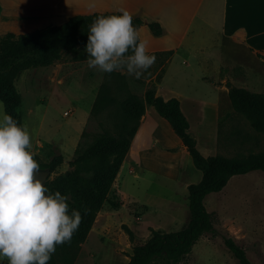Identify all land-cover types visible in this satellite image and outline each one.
I'll list each match as a JSON object with an SVG mask.
<instances>
[{"label":"rangeland","instance_id":"374dc122","mask_svg":"<svg viewBox=\"0 0 264 264\" xmlns=\"http://www.w3.org/2000/svg\"><path fill=\"white\" fill-rule=\"evenodd\" d=\"M225 2L204 0L197 5L198 0H0V35L26 33L46 25H58L75 14L95 12L78 11L124 8L133 17L143 20L137 30L139 37L147 42L149 55L156 57L155 63L140 79L129 76L125 71H114L108 75L89 68L86 59L66 53L51 65L22 72L16 80V87L22 97L23 126L27 127L31 137L29 150L41 162H49L57 155L63 159L48 180L71 169L69 161L74 158L79 145H88L103 129L112 130L119 117L116 105L92 112L99 88L107 75L112 82L111 85L109 81L110 91L117 98L127 91L143 97L150 88L162 97L157 93L158 84L163 87L164 96L175 97L178 94L198 102L213 98L210 85L212 79L219 76L215 75L219 53L228 54L230 47V40L224 33L230 26ZM152 22L160 24L162 35L152 33L148 27ZM153 50L164 51L150 53ZM244 50L236 53V60L243 66L264 71V63L261 66V60L246 48ZM117 73L120 76H116ZM242 74L243 68L236 67L231 76L235 80ZM224 76L222 68L220 77ZM251 83L260 85L257 79H249L247 85ZM225 84L228 91L229 86L237 87L230 79ZM260 94H264V75ZM210 111L207 109L206 113ZM228 111H232L234 116L226 118ZM207 120H212L211 115ZM206 121L202 126L192 120L189 133L195 141L198 140L204 153L212 154L210 156L238 157L258 153L264 147V133L255 131L244 116L233 110L231 103L230 109H222L217 124ZM204 126L207 130L203 129ZM215 135L216 149L213 145ZM170 159L173 160L171 157L167 160ZM189 161L186 164L182 160L178 166L180 174L173 178L150 170L165 165L156 157L149 161L150 169L145 172L134 169L132 174L135 176L127 175L123 184L118 183L117 173L112 189L121 191L117 197L121 204L117 208L109 203L103 204L86 240L78 244L73 257L55 251L53 255L58 263L128 264L132 244L126 228L144 241L152 231L170 232L185 227L189 220L188 186L202 178V172L190 157ZM205 206L215 227L234 236L248 249L251 258L256 257V252L264 246V174L254 171L233 176L221 192L206 197ZM3 263L8 262L0 259V264ZM155 264L161 263L157 261ZM178 264L239 262L219 235L207 233Z\"/></svg>","mask_w":264,"mask_h":264},{"label":"trees","instance_id":"16d2710c","mask_svg":"<svg viewBox=\"0 0 264 264\" xmlns=\"http://www.w3.org/2000/svg\"><path fill=\"white\" fill-rule=\"evenodd\" d=\"M113 14L120 13L106 10L75 14L58 25H46L21 34L7 32L0 35V101L5 105L7 114L11 115L18 125L23 126L22 97L16 87V80L22 72L51 65L60 60L63 53L87 59L85 46L89 25L97 16ZM132 23L138 29L143 20L133 17ZM148 27L155 36L163 33L158 22L149 23ZM233 39L246 43L240 36L234 35ZM250 50L264 63V50L252 47ZM108 75L99 88L92 112L97 113L116 105L119 117L112 130L103 129L91 143L86 146L79 145L74 158L69 161L71 169L44 183L50 193L59 191L61 195L67 196L69 214L72 210H77L82 216V222L71 241L58 245L56 250L65 256L73 257L78 244L86 240L103 204L109 203L113 208L121 204L117 199L121 191L112 189L113 182L138 130L146 106L152 105L159 116L168 123L172 134L185 147L195 167L202 172V178L188 186L189 220L185 227L170 232L152 231L150 237L144 241L126 228L132 244L128 264H155L157 261L161 264H178L191 252L199 238L207 233L219 235L239 264H252L245 247L240 245L234 236L215 227L205 206V199L209 194L221 192L233 176L254 171L264 174V147L258 153L238 157L230 158L221 154L204 156L189 133V122L176 97L165 100L150 88L145 91L143 97L127 91L117 98L110 91L109 85H112V82L107 78ZM115 75L120 76L118 73ZM115 82L117 83V79ZM116 83L115 88L119 89ZM228 97L233 110L244 116L255 131L264 133V94L229 86ZM33 158L40 169H48L51 172L55 171L63 160L61 155L49 162H41L35 155ZM48 264L59 263L52 255Z\"/></svg>","mask_w":264,"mask_h":264},{"label":"clouds","instance_id":"9594fccd","mask_svg":"<svg viewBox=\"0 0 264 264\" xmlns=\"http://www.w3.org/2000/svg\"><path fill=\"white\" fill-rule=\"evenodd\" d=\"M117 12L97 16L89 25L85 62L103 73L125 71L140 79L156 57L148 54L133 16L124 8ZM31 146L27 127L18 125L0 101V259L8 264H48L82 222L79 211L69 214L67 196L50 193L36 179L39 164Z\"/></svg>","mask_w":264,"mask_h":264},{"label":"crops","instance_id":"0c3cea01","mask_svg":"<svg viewBox=\"0 0 264 264\" xmlns=\"http://www.w3.org/2000/svg\"><path fill=\"white\" fill-rule=\"evenodd\" d=\"M203 1L204 0H198L197 5H200ZM225 1L229 11L227 12V17H229L230 26L229 30L227 32L225 31L224 33L225 37L230 40V47L228 54L225 53L222 55L221 53H219L220 60L217 62V73L215 72V75L217 76L218 74L219 76L215 79H212L210 85V88H212L214 92L213 98L208 100H200L198 102L192 100L190 97L182 98V96L178 94L175 95V97L179 99L181 110L190 124V130L192 127V120L193 122L196 121L203 126L208 116L211 115L212 120H207L206 122H210L215 125L219 121L222 109H230L228 87L225 84V82H227V79H230L232 84L237 85V87H243L244 89L252 92L262 93V79L264 71L259 70L258 67H248L241 65L238 60H236V53L238 51L245 52L244 49L246 48L251 54L255 55L250 50V47L254 49L264 50V0ZM106 10L117 11V9L111 8H94L78 12H100ZM234 35L243 37L246 40V43H239L237 41H234ZM162 51L164 50H153L150 53ZM255 57L258 58L256 55ZM258 59L261 60L260 58ZM262 62L263 61L261 60V66L263 65ZM236 67H242L243 74L234 80L231 74L233 72V69ZM222 68L224 69L225 73L224 78L220 77ZM148 79L150 80L151 78ZM249 79H257L260 85H257L255 83L247 85ZM203 81H205L204 78ZM236 82H239V84H237ZM162 90L163 87L158 84L157 93L159 95H161L163 98L165 97L166 99L174 97L164 96L162 94ZM207 109H210L211 111L206 113ZM225 116L226 118H230L234 116V113L232 111H228L225 113ZM203 129L207 130L205 126ZM213 145L216 149L217 135H215L214 137ZM196 147L204 156L212 155L210 153H204L200 149V143L198 142V140H196ZM167 149H175V151H168ZM153 157H156L160 161V163L165 162V165L159 164L160 166L158 168L150 169L149 161H151V158ZM169 157L173 158V160H167ZM189 157L190 155L186 152L185 147L172 134L168 123L159 116L158 112L152 105H147L145 113L140 120L138 130L134 138L132 139L130 148L118 172L117 181L118 183L123 184L126 181L127 175H132L134 177L135 174H132L135 171L134 169L140 172H145L150 169L159 172L160 174L169 178L178 177L180 174V168H178L179 164L182 162V160H184L186 164H188L190 162ZM245 249L248 252V249L246 247ZM250 260L252 264H264V246H261L260 249L256 252V257H250Z\"/></svg>","mask_w":264,"mask_h":264},{"label":"water","instance_id":"95a60500","mask_svg":"<svg viewBox=\"0 0 264 264\" xmlns=\"http://www.w3.org/2000/svg\"><path fill=\"white\" fill-rule=\"evenodd\" d=\"M51 171L48 169H40L39 173L35 174L36 179H39L43 184L48 180Z\"/></svg>","mask_w":264,"mask_h":264},{"label":"built area","instance_id":"2783aa9c","mask_svg":"<svg viewBox=\"0 0 264 264\" xmlns=\"http://www.w3.org/2000/svg\"><path fill=\"white\" fill-rule=\"evenodd\" d=\"M65 114H67V112Z\"/></svg>","mask_w":264,"mask_h":264}]
</instances>
